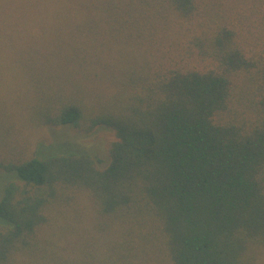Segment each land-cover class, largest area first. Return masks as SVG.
<instances>
[{"label": "trees", "instance_id": "1", "mask_svg": "<svg viewBox=\"0 0 264 264\" xmlns=\"http://www.w3.org/2000/svg\"><path fill=\"white\" fill-rule=\"evenodd\" d=\"M0 173V264H259L264 0H0Z\"/></svg>", "mask_w": 264, "mask_h": 264}, {"label": "rangeland", "instance_id": "2", "mask_svg": "<svg viewBox=\"0 0 264 264\" xmlns=\"http://www.w3.org/2000/svg\"><path fill=\"white\" fill-rule=\"evenodd\" d=\"M114 134L109 130L98 129L96 132L84 135L77 133L72 127L65 126L61 128H43L34 131L30 140L31 144L27 145L29 154L40 153L62 149H70L72 151L83 152L92 155L97 154L104 162L107 163L108 156L106 154V146L114 139ZM1 174V173H0ZM7 174V173H3ZM7 182L4 175H0V192L1 188ZM259 264H264V252L260 255Z\"/></svg>", "mask_w": 264, "mask_h": 264}]
</instances>
